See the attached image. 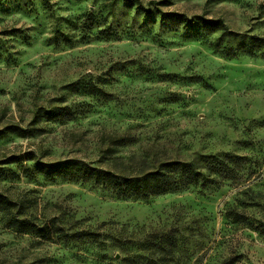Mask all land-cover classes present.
I'll use <instances>...</instances> for the list:
<instances>
[{
  "label": "rangeland",
  "instance_id": "rangeland-1",
  "mask_svg": "<svg viewBox=\"0 0 264 264\" xmlns=\"http://www.w3.org/2000/svg\"><path fill=\"white\" fill-rule=\"evenodd\" d=\"M144 155L201 176L123 199L53 168ZM0 264H264V0H0Z\"/></svg>",
  "mask_w": 264,
  "mask_h": 264
},
{
  "label": "trees",
  "instance_id": "trees-1",
  "mask_svg": "<svg viewBox=\"0 0 264 264\" xmlns=\"http://www.w3.org/2000/svg\"><path fill=\"white\" fill-rule=\"evenodd\" d=\"M116 141L119 148L129 146L127 137H119ZM118 161L122 162V169H119L118 166L114 167V165H112L113 170H103L89 165L75 166L73 164L57 165L53 168L65 172L73 182H87L105 190L110 189L123 199H147L152 196L181 191L187 187H193L195 181L201 176L200 172L195 171L193 163L180 161L161 163L159 159H148L145 155L141 158V161H137V164L134 158H119ZM127 163L132 166L134 163L136 165L141 163L147 169L139 173H136L135 170L129 171L126 167ZM181 178L185 183L178 180ZM5 212L9 216L7 223L9 228L20 233H42L34 223L18 220L19 208L16 202H7ZM47 231L49 234L52 232L51 229ZM83 237L78 233L75 239H82Z\"/></svg>",
  "mask_w": 264,
  "mask_h": 264
}]
</instances>
